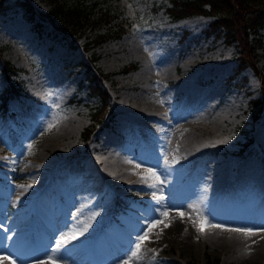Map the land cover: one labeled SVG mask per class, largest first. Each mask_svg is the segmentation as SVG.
Instances as JSON below:
<instances>
[{"label": "rangeland", "instance_id": "1", "mask_svg": "<svg viewBox=\"0 0 264 264\" xmlns=\"http://www.w3.org/2000/svg\"><path fill=\"white\" fill-rule=\"evenodd\" d=\"M30 1L45 12L77 2L90 19L76 18L78 31L66 36L47 19L38 27L21 0H0V232L22 240L17 253L29 247L37 264L49 257L57 264H264L254 240L229 249L198 231L215 220H242L263 200L256 182L264 178V26L257 69H238V46L212 29L214 16L173 17L172 0ZM99 32L107 37L97 40ZM91 56L108 73L103 121H96L100 100L81 63ZM3 59L15 68L9 76ZM138 101L161 112L145 115ZM179 128L189 129V140L174 136ZM206 131L217 142L197 147L192 139ZM173 165L182 174L159 177ZM123 170L130 173L113 177ZM203 171L211 181L223 174L225 184L197 197L192 176ZM128 181L143 187L120 186ZM245 221L264 232V221ZM157 228L163 231L155 236ZM145 231L137 258L127 260ZM73 233L77 238L54 251L56 240Z\"/></svg>", "mask_w": 264, "mask_h": 264}, {"label": "trees", "instance_id": "2", "mask_svg": "<svg viewBox=\"0 0 264 264\" xmlns=\"http://www.w3.org/2000/svg\"><path fill=\"white\" fill-rule=\"evenodd\" d=\"M21 2L26 4L28 16L34 20L38 27L43 25L44 19H47L57 28L55 32L58 33V29L59 31L62 30V34L66 36L73 31H78V25L75 22L76 18L82 21L90 19L88 14L83 13L81 4L77 2L68 5L66 8L57 4L56 6H59V11L53 7L52 10L49 9L47 12L35 8L30 0H21ZM168 9L173 17H181L193 13L213 15L214 18L211 22L212 29L219 28L230 41H235L238 46V69L246 65L257 69L256 46L260 40L261 28L264 26V0H172ZM106 37L107 32L96 34L97 40H102ZM93 60L94 56H91L81 63L85 68V77L90 92L98 95L100 100L98 106H95L93 111L94 114L101 113L96 117V121H103L105 118L104 112L109 110L108 106L107 108L105 106L110 101V93L104 83V79L108 76V73L95 67ZM2 61V70L5 76H9L15 68L10 66L7 59H3ZM260 78L264 81L263 76H260ZM8 84L12 89L16 90L11 80L8 81ZM4 92L8 94L10 91L6 89ZM3 104L4 106L6 105L5 101H3ZM262 105L261 101L253 99V108L256 107L257 112L258 110H262L260 109ZM102 110L105 111L102 112ZM254 113L256 114L255 111ZM93 128V124L87 126L85 128V136L88 137ZM206 264H218V261L217 259L208 260Z\"/></svg>", "mask_w": 264, "mask_h": 264}, {"label": "bare ground", "instance_id": "3", "mask_svg": "<svg viewBox=\"0 0 264 264\" xmlns=\"http://www.w3.org/2000/svg\"><path fill=\"white\" fill-rule=\"evenodd\" d=\"M148 70L145 68L144 69V72L146 73ZM150 74V73H149ZM152 76V75H151ZM210 97H212L211 95L210 96H205L204 97V101L206 102L208 99H210ZM126 99V98H124ZM126 102H128V100L126 99ZM140 101H138V104H139ZM142 102V101H141ZM134 103H131L130 102L128 103V106L130 107V109H132L134 112H136L135 110H138V109H144L146 112H141V113H145V115H150V116H157L159 113L158 112H161V111H158L159 109L156 108V106L151 102V103H141L139 104L140 107H138V105H133ZM157 105V104H156ZM135 106V107H134ZM158 106V105H157ZM138 107V109H137ZM139 111V110H138ZM139 114V112H138ZM161 114V113H160ZM144 115V114H143ZM65 121V120H64ZM67 121V120H66ZM68 122V121H67ZM67 124V123H66ZM65 124V125H66ZM63 125V126H65ZM67 126V125H66ZM61 127V126H60ZM59 127V129H61ZM175 127V126H174ZM172 128V127H171ZM175 129V128H174ZM181 129V128H179ZM64 130V129H63ZM61 131V130H60ZM58 131V132H60ZM187 131H189V129L187 128H182L179 132L177 131H174V136L176 134V137L179 136L182 137L181 139H188L187 137ZM168 132V131H167ZM171 133V132H170ZM58 134V133H57ZM195 134V133H194ZM193 135V134H192ZM196 139H192V141L194 140V142L196 143L197 142V147H208L210 146V144L214 143V142H217L216 139L214 138V133L210 132V131H206V132H203V133H199V134H196ZM165 137V136H164ZM171 137V136H170ZM190 137V136H189ZM194 137V136H193ZM172 139H175L172 138ZM171 139V140H172ZM191 139V138H190ZM167 140V139H166ZM189 140V139H188ZM168 141V140H167ZM177 141V139H176ZM179 141V140H178ZM181 141V140H180ZM172 142V141H170ZM176 143V142H174ZM190 143V142H189ZM171 144V143H170ZM184 144V143H183ZM196 145V144H195ZM174 146V145H173ZM191 147L194 146L193 145H190ZM177 147V146H175ZM184 147V146H183ZM186 147V145H185ZM178 148V147H177ZM182 148V147H181ZM193 148V147H192ZM172 149V148H171ZM171 149H168L167 151H171ZM174 149V148H173ZM184 149V148H182ZM188 149V148H187ZM194 149V148H193ZM197 149V148H195ZM194 149V150H195ZM192 150V149H191ZM175 151V149H174ZM178 151V150H177ZM180 151V150H179ZM199 151V150H198ZM196 151V152H198ZM187 152H190L189 149ZM192 152V151H191ZM202 152V151H201ZM178 153V152H177ZM200 152H198L199 154ZM192 154V153H191ZM190 154V155H191ZM193 154H196L193 152ZM170 155H172V153H170ZM118 165V164H117ZM133 165V164H132ZM176 165V164H175ZM173 165L172 167H168L166 168L165 170H163L164 172L162 173L163 175H160L159 177H172L174 176L175 174H178V173H181L182 174V167L181 166H175ZM111 165H107V167H109ZM129 166V165H127ZM124 167V166H123ZM132 167V166H131ZM110 168V167H109ZM122 168V167H121ZM128 168V167H127ZM141 168V167H139ZM135 169V168H134ZM143 169V168H142ZM105 170V169H104ZM119 170V169H118ZM133 170V169H132ZM203 170V168H202ZM206 170V169H205ZM134 171V170H133ZM185 171V169H184ZM187 171V170H186ZM115 172V171H114ZM138 172V171H137ZM130 173V171H126V170H123V171H116L115 172V176L113 177H123L124 175H126ZM136 172H134L135 174ZM161 173V172H160ZM192 171L189 173L191 174ZM139 174V173H138ZM144 174V173H143ZM179 174V175H181ZM213 174V173H212ZM209 174L205 173L204 171L201 173H199L198 175L194 174L192 177L194 178V182L198 185V187L195 185H193L195 187V189L193 190L195 193L194 195L197 196V197H204V196H209L212 192H215L216 193V190H217V186L219 184V186H223V184H225V177L224 179L221 178V176L223 174H221V176H217L216 178H214V180H210L209 179ZM178 176V175H177ZM112 177V176H111ZM140 177V176H139ZM138 178V177H137ZM147 178V177H146ZM211 178V176H210ZM120 179V178H119ZM128 179V178H127ZM167 179V178H166ZM153 180V179H152ZM151 180V181H152ZM135 181V179H134ZM134 181H128V182H122L120 183V186L121 187H126V186H131V184H134L135 186H139V187H143L141 183H137L135 184ZM137 181V180H136ZM131 182V183H130ZM138 182V181H137ZM156 182V181H155ZM151 183V182H149ZM147 184V183H145ZM255 184V183H254ZM210 186V190L206 191L204 189V186ZM256 186H257V189H262L264 188V178L258 182H256ZM208 188V187H207ZM256 190V188H255ZM261 191V190H260ZM35 195V194H34ZM263 197V200L260 199V204L258 205L259 207L257 209H255V212L252 213V214H249L245 217H241L239 219H242V220H228V222H225L223 220H215L212 224L209 225L208 227V230H206V235H208V239L212 242V243H219L221 245H223L224 247H228L229 249H234V248H237L239 246H241V243H243L244 241L246 242L247 240H254L253 242V246L257 248V250H260V251H263V255H264V232H261V233H255L254 235H245L243 232H237V231H229L228 229H249L248 226L244 225L245 223H247V221H245V219H257V220H260V221H264V196ZM189 206V205H187ZM190 207V206H189ZM20 210V207L16 208V211L15 212H18ZM251 215V217H250ZM223 217V216H222ZM24 217L20 216L18 217L17 219V223L18 222H21L22 219ZM218 218V217H217ZM213 219V218H211ZM227 221V220H226ZM252 221V220H251ZM210 222V221H209ZM253 223V222H252ZM249 224V222L247 223ZM256 224V223H255ZM260 225V223H259ZM251 226V224H250ZM174 228V231L176 233H180V230L178 228V225L176 222H174L173 226ZM251 229V227H250ZM163 230L160 229V228H157V229H154L153 230V234L155 236L159 235L160 232H162ZM261 231V230H260ZM11 232V231H10ZM258 232V231H257ZM164 234V233H163ZM261 236V238H260ZM77 238V237H76ZM152 238V237H151ZM153 239H155L153 237ZM77 240V239H76ZM156 240V239H155ZM75 241V240H73ZM77 242V241H76ZM22 244V240L20 238H15L13 235L11 234H3L0 232V264H37V260L34 259V256L31 254V252L29 251V247L26 248L23 252L21 253H17V249L18 247ZM50 258V257H49ZM49 258H46V259H42L43 262H41V264H57V260H51ZM53 259V258H52Z\"/></svg>", "mask_w": 264, "mask_h": 264}, {"label": "snow or ice", "instance_id": "4", "mask_svg": "<svg viewBox=\"0 0 264 264\" xmlns=\"http://www.w3.org/2000/svg\"><path fill=\"white\" fill-rule=\"evenodd\" d=\"M131 7V6H129ZM49 128L52 127V124H49L48 125ZM227 139H224V140H221V141H218V143H227ZM33 147V145L29 144L28 145V148L31 149ZM4 159H7V158H4ZM137 167H139V165H137ZM149 172L151 173V175L153 177H156V173L149 169ZM158 179V177H156ZM20 187H31V185H21ZM150 187H154V185H150ZM153 199L155 200H160L162 199V197H158L155 195V193H153ZM162 216H167L168 213L167 212H164V213H161ZM181 216H183V213H180ZM168 225H165V227H167ZM153 227V224H148V228L151 229ZM86 230V228L84 229ZM229 231H237V232H243L245 235H254V232L253 230L251 229H228ZM198 231H202V229H198ZM82 234V232H81ZM148 236V233L145 231L142 235H137V237L135 238V241H134V250L130 249V252H131V255L130 256H127V260H132L134 258H137L138 256V252L141 248V242H143L146 237ZM76 238V235L73 233L72 235L70 236H67V237H62L61 239L59 240H56L55 241V249L54 251H58L64 244H66L69 240L71 239H75ZM51 259V258H49ZM125 264H127V261H125Z\"/></svg>", "mask_w": 264, "mask_h": 264}]
</instances>
